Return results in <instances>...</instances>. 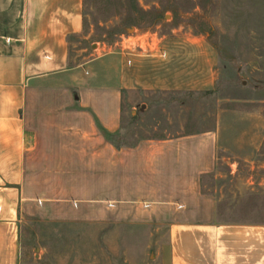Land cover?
I'll return each instance as SVG.
<instances>
[{
  "label": "crops",
  "instance_id": "obj_1",
  "mask_svg": "<svg viewBox=\"0 0 264 264\" xmlns=\"http://www.w3.org/2000/svg\"><path fill=\"white\" fill-rule=\"evenodd\" d=\"M83 27L84 0H0V264H62L50 257L66 250L73 264H123L122 252L134 264H264V224L220 221L203 191L216 131L114 141L125 92L213 85L204 39L168 38L176 51L157 36V72L143 79V55L124 46L74 63ZM46 225L72 248L47 245Z\"/></svg>",
  "mask_w": 264,
  "mask_h": 264
},
{
  "label": "rangeland",
  "instance_id": "obj_2",
  "mask_svg": "<svg viewBox=\"0 0 264 264\" xmlns=\"http://www.w3.org/2000/svg\"><path fill=\"white\" fill-rule=\"evenodd\" d=\"M157 36L167 37L176 51L184 46L168 38L204 39L216 58L213 85L125 92L115 143L216 131L219 161L203 179V191L217 199L220 221L264 224V0H84V27L71 42V58L78 63L132 48L143 55L137 70L144 79L157 72ZM45 228L47 245L59 239L72 248L64 229ZM39 246L34 241L31 254ZM74 254L66 250L50 261L73 264ZM122 254L123 264L138 263L133 254Z\"/></svg>",
  "mask_w": 264,
  "mask_h": 264
},
{
  "label": "trees",
  "instance_id": "obj_3",
  "mask_svg": "<svg viewBox=\"0 0 264 264\" xmlns=\"http://www.w3.org/2000/svg\"><path fill=\"white\" fill-rule=\"evenodd\" d=\"M136 12H139V14H140V11L136 8Z\"/></svg>",
  "mask_w": 264,
  "mask_h": 264
},
{
  "label": "built area",
  "instance_id": "obj_4",
  "mask_svg": "<svg viewBox=\"0 0 264 264\" xmlns=\"http://www.w3.org/2000/svg\"><path fill=\"white\" fill-rule=\"evenodd\" d=\"M129 62H130V60H129Z\"/></svg>",
  "mask_w": 264,
  "mask_h": 264
}]
</instances>
